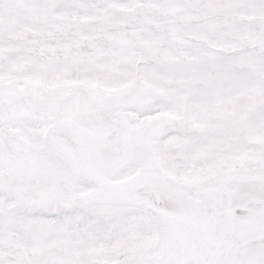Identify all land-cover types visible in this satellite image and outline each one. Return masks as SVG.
Masks as SVG:
<instances>
[{
	"label": "snow or ice",
	"instance_id": "6c2138e0",
	"mask_svg": "<svg viewBox=\"0 0 264 264\" xmlns=\"http://www.w3.org/2000/svg\"><path fill=\"white\" fill-rule=\"evenodd\" d=\"M0 264H264V0H0Z\"/></svg>",
	"mask_w": 264,
	"mask_h": 264
}]
</instances>
